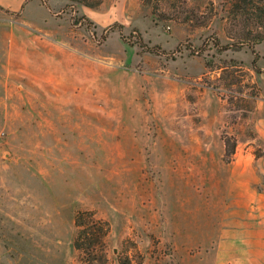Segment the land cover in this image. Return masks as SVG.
I'll use <instances>...</instances> for the list:
<instances>
[{
	"label": "rangeland",
	"instance_id": "374dc122",
	"mask_svg": "<svg viewBox=\"0 0 264 264\" xmlns=\"http://www.w3.org/2000/svg\"><path fill=\"white\" fill-rule=\"evenodd\" d=\"M187 1L201 20L214 16L203 26L160 19L156 4L169 12L173 3L163 0H26L17 14L0 13V84L9 79L20 95L8 113L66 120L0 118V264H82L83 210L110 221L111 264L137 260L136 248L143 264H214L218 218L200 183L211 164H227L224 135L240 148L255 140L264 155L255 131L264 129V41L257 73L253 48L214 43L256 31L254 20L237 26L229 0ZM31 126L41 127L36 146ZM50 126L61 143L43 134Z\"/></svg>",
	"mask_w": 264,
	"mask_h": 264
},
{
	"label": "crops",
	"instance_id": "0c3cea01",
	"mask_svg": "<svg viewBox=\"0 0 264 264\" xmlns=\"http://www.w3.org/2000/svg\"><path fill=\"white\" fill-rule=\"evenodd\" d=\"M25 2L26 0H0V13H5L6 17L13 13L17 14ZM19 97V92L11 87L9 79L0 84L2 121L31 124L66 122L61 115H31L24 120L22 115L9 114L8 100L17 101ZM35 127L41 128L39 126L28 128L29 146H36V137L33 136L36 133ZM48 128L44 129L43 134L50 135L61 143L57 138L61 130H57L56 126ZM255 131L257 139L264 143V129L257 125ZM254 141L249 140L243 148L239 146L235 161L229 165L225 164L220 170H213V164H211L212 169L206 170L205 180L200 183L207 188L212 201L210 206L216 219L218 218L219 239L211 246L214 264L226 262L225 251L230 252L231 258L226 264L229 262L231 264H264V155L259 157L255 155L252 144ZM49 148L53 152L54 147L49 146ZM208 150L211 151L210 148ZM199 151L205 155V148H199ZM224 153L225 145L221 147L220 156L223 157ZM207 161L212 163L215 158H209Z\"/></svg>",
	"mask_w": 264,
	"mask_h": 264
},
{
	"label": "trees",
	"instance_id": "16d2710c",
	"mask_svg": "<svg viewBox=\"0 0 264 264\" xmlns=\"http://www.w3.org/2000/svg\"><path fill=\"white\" fill-rule=\"evenodd\" d=\"M90 7H98L102 4V0H76ZM149 2V0H143ZM231 4L230 16L236 21V25L240 26V19H253L256 31L239 32L237 37H232L233 43L223 46L220 39H215V45L220 50H239L244 46L253 48L255 58L253 61L254 69L257 73H261L262 69L258 65L257 54L254 50L255 45L264 41V0H229ZM165 4L172 3L169 12L160 11L159 5L156 4L155 13L159 14L160 19H167L166 15L177 21L192 24L195 21L197 26H203L210 21L214 15L206 20H201L197 12L191 9L187 0H163ZM9 12V11H8ZM15 13H13L14 15ZM193 25V24H192ZM212 63L208 62L207 66L212 69ZM237 65L239 62L231 60V64ZM242 69V67H241ZM241 99L249 98V94L241 93ZM225 143L224 161L231 164L237 153V140L234 136H223ZM75 225L77 234L74 240V246L79 251V259L82 264H111L108 256V238L112 232V225L107 219L98 216L95 210H83L76 214ZM136 248V247H135ZM135 257L121 256L120 264H143V256L136 248Z\"/></svg>",
	"mask_w": 264,
	"mask_h": 264
}]
</instances>
